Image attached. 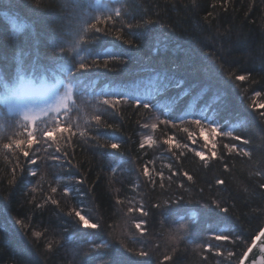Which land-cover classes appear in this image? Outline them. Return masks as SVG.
<instances>
[{
  "label": "trees",
  "instance_id": "obj_1",
  "mask_svg": "<svg viewBox=\"0 0 264 264\" xmlns=\"http://www.w3.org/2000/svg\"><path fill=\"white\" fill-rule=\"evenodd\" d=\"M81 2L85 8H96L113 0H0V93L19 80L59 78L69 82L67 70L79 56L87 57L89 52L119 54L124 50L129 60L121 70L99 68L81 77L84 87L77 89L74 99L83 105V111L70 113L74 120L79 116L81 128L89 127L93 135L118 138L116 142L121 148H97L77 134L73 137L74 146H69L67 141L59 142L61 160L57 162L50 158L57 145L49 147L41 142L33 146L40 157L38 175L35 178L28 175L32 166L26 165L25 173L18 172V182L11 187L8 179L13 158L10 153L0 151V264H131L145 259L151 264H169L163 257L173 255V245L168 243L165 233L178 228L181 222L187 227L180 230L183 240L173 255L172 264H238L251 238L264 225V190L258 187L264 183V176L257 175L264 170V121L250 107L249 99L253 91L264 93V71H261L264 0H195V3L193 0H122L127 9L125 23L152 17L173 25L174 31L154 23L147 30H132L140 34L136 48L101 33L98 41L81 45L77 52L57 53L55 46L67 39L66 34L70 32L72 6ZM209 13L210 22H206L204 18ZM121 26L119 21L115 25ZM210 53L222 57L226 67L235 69L238 75L251 73L259 83H234L216 70ZM205 67L214 70L211 78L204 73ZM179 79L184 84L177 88L174 85ZM244 87L249 89L247 96L242 95ZM102 91L153 94L158 103L172 107L173 116L205 110L220 124L222 131H231L233 136L240 135L250 143L243 145L231 137L210 135L207 128L209 142L205 143L200 129L187 123L175 128L164 124H158L155 130L144 128V124L155 122V114L128 106L122 107V115H113L115 110H112L104 116L107 123L119 125L118 130L85 125V113L102 112L106 107L88 99L99 96ZM255 99L264 103V96ZM165 118L161 115V120ZM61 119L66 118L61 115ZM185 127L188 132L183 130ZM12 132L7 123L0 122V136L7 138ZM149 135L155 143L149 146L145 142L141 149L140 143ZM169 137L171 146L165 143ZM231 143H236L238 148L246 147L252 156H242L239 151L227 152L223 145ZM177 144L180 146L176 147ZM65 150L70 153L67 160L62 155ZM213 150L216 157H211ZM196 151L211 157L207 165L195 156ZM25 159L21 156L20 162ZM77 162L80 168L71 166ZM169 164L172 168H168ZM145 166L157 181L155 188L141 174ZM185 171L194 177L195 183L183 176ZM156 173H162L166 184L169 176L173 181L184 182L191 196L186 194L180 205L151 207L169 194L161 192L158 187L161 176ZM70 176H83L87 183L77 184ZM217 179L225 183L218 185ZM50 185L57 187L56 193H51ZM67 185L77 189L71 197L63 194V187ZM33 186L35 192L31 191ZM172 188L175 191L176 183H172ZM48 196L60 201L64 212L50 203L43 209L35 208V204L44 203ZM209 196L226 201L230 213H220L209 203ZM141 202L149 212L147 217L140 212L128 213L129 207L137 208ZM73 207L92 222L102 219L104 229L77 225L66 214ZM17 219H23L29 228H21L15 223ZM132 219L145 221L142 230L135 228ZM32 231L46 232V235L37 240L32 237ZM216 236H228V239L217 240ZM236 236L243 242L235 240ZM53 237L60 243L49 253L44 244ZM119 241L128 247L152 249L154 255L136 256ZM93 244L106 247L91 249ZM157 244L159 247H154ZM194 244L213 247L194 251Z\"/></svg>",
  "mask_w": 264,
  "mask_h": 264
},
{
  "label": "snow or ice",
  "instance_id": "obj_2",
  "mask_svg": "<svg viewBox=\"0 0 264 264\" xmlns=\"http://www.w3.org/2000/svg\"><path fill=\"white\" fill-rule=\"evenodd\" d=\"M195 3V0H193ZM74 14L69 20L70 32L67 33V39L62 40L60 44L55 46V51L60 54L66 52H77L83 44H93L100 39L101 33L105 36L112 35L117 40L122 41L123 44L130 47L136 48L139 47L137 41L140 38L138 32L132 31L133 29L138 30H147L154 23H161L158 19H153L152 17L141 18L135 22H124V16L127 12L126 6L122 3V0H113V3H105L96 8H85L84 4L77 3L73 6ZM211 16V13L204 18L206 22H210L208 17ZM120 22L121 27H115L117 22ZM161 27L169 31H174V26L167 23H161ZM128 30V34H125V30ZM212 59L216 62L217 69L220 72H223L227 77L235 82H245L247 81L249 85H254L259 83L258 80L252 78L251 73L247 75L237 74L235 69H230L226 67V63L223 61L222 57H217L215 53H210ZM129 57L127 52L122 50L119 54H113L111 52L101 53L97 52L93 54L92 52L88 53V56H79V60L72 64V66L67 70L68 71V80L69 82L63 86V91L58 92L55 95V98L51 101H45L42 106H37L34 102H18L15 99L5 101L7 110H0V122H5L13 130L12 135L5 138L0 136V151H6L11 154L13 158L10 161L13 166L10 170V179H8V185L14 186L18 182L19 172L21 175L25 173V166L31 165L32 168L28 169V175L36 177L39 172L40 165L37 161L40 157L36 154L38 149H34V145H38L41 142L47 144L49 147L57 145L55 153L50 157L51 160L59 162L61 160V148L59 147L60 141H67L69 146H74L73 137L77 136L85 138V142H92L95 147L101 149H116L121 148V144L116 142L118 138L114 136H101L99 134L93 135L89 127L81 128L79 123V116L74 120L70 115L74 110L77 113L83 111V105L77 104L74 96L77 89L84 87L81 77L85 75L86 72L94 69L103 68L108 71H119L121 68L128 63ZM204 73L211 78L213 69L210 67H205L203 69ZM261 71H264L262 67ZM73 72L75 74H73ZM167 78V77H165ZM171 79H175L172 77ZM184 84L183 79L176 80L175 87L180 88ZM237 87H240L239 84H236ZM248 88H242V95L247 96ZM207 91V88L204 89ZM264 96V93L261 91H253L252 96L249 97L251 100L250 107L258 111V116L261 121H264V103H258L255 98ZM90 101H95L101 103L104 107L103 111H96L91 114L85 113L84 124L94 128L106 127V128H116L119 129V125L109 124L105 120L104 116L112 112L113 115H122V107L128 106L136 109L147 110L155 114V122L151 124H144V128H151L155 130L158 127V124L171 125L173 128L178 125L190 124L195 125L200 129L201 134L205 132L207 128L209 134L222 135L231 137L234 141H242L243 145H248L250 141L244 139L240 135L233 136L231 131L224 132L221 130L220 124L212 117L206 114L205 110L201 112L195 111H185L179 116H173V109L170 105H162L156 101L155 95L147 94L144 96L134 94L131 91H109L101 92L99 96L88 97ZM63 115L66 119H61ZM161 115L166 117L161 120ZM95 122L94 125L91 122ZM185 132H188V128L183 129ZM37 137L40 139L38 140ZM191 138V137H190ZM205 143L209 142V136H204ZM145 142L149 146L155 143L151 135L144 137V141L140 143L139 147L143 149L145 147ZM165 143L172 145V138L169 137ZM180 145L177 144L176 147ZM187 147V145H185ZM212 148L215 149V143L212 144ZM223 148L229 152L233 153L239 151L242 156L251 157L252 152H250L246 147H237L236 143L224 144ZM63 159L67 160L70 153L65 150L63 151ZM71 155L74 156V153ZM21 156L26 158L23 163L20 162ZM195 156L199 157L205 165L208 164V160L211 157H216V151L211 152V157L206 158L205 153L202 151H196ZM72 167L80 168V164L77 162ZM227 169L228 165H224ZM33 168L35 170H33ZM168 168H172V165L169 164ZM141 174L144 177L148 178V183H150L154 188L157 186V181L150 176L148 167H143L141 169ZM157 176H161V180L158 184L161 192L164 193L167 191L169 193L165 198L158 199L151 204L153 208H161L164 205L176 204L180 205L186 198L191 196L190 189L185 186V183L182 181H173L172 176L168 177V183L166 184L163 180L162 173H156ZM257 175L264 176V170L258 172ZM183 176L187 177L188 181H194V177L189 175L188 172H184ZM40 179L43 180L44 176L41 173ZM70 180H74L77 184L87 183L85 177H74L70 176ZM99 179V177H97ZM40 183V180L37 181V184ZM172 183H176V189L173 191ZM218 185H223L224 180L217 179L215 181ZM259 189L264 190V183L258 185ZM57 187L50 185L51 193L57 192ZM31 191L35 192L36 187L33 186ZM63 194L66 197H71V195L77 191V189L72 185H67L63 187ZM203 192V189H201ZM7 197H5L6 199ZM209 203L214 204L216 209H219L220 213L228 214L230 213V207L225 206L226 201L221 198H214L209 196ZM119 202V198H117ZM56 206L60 212H64V209L60 207V201L53 199L51 196H48L44 203L35 204V208L43 209L47 204ZM128 213L140 212L143 217L149 215L148 211L144 210V204L141 202L140 206L137 208L129 207L127 209ZM68 216L72 217L77 225H82L86 229H104V224L102 219H97V222H92V220L86 218L85 215L81 214V211L78 208H70L67 213ZM15 223L21 228L27 230L29 225L25 223L23 219L15 220ZM131 223L134 224L136 229L142 230V225L145 223L144 220L136 222L135 219L131 220ZM187 225L183 222L180 223L178 228L167 230L165 233L166 239L169 244L173 245L172 253L176 254L177 249L183 236L180 234L181 229H185ZM46 232L41 231H32V237L40 240L44 238ZM217 240H227L228 236H216ZM235 240L242 241V238L239 236L235 237ZM259 242V243H257ZM60 240L55 237L47 239L44 244V249L51 253L54 250L56 245H59ZM123 244L126 250L129 253H133L136 256L142 258H148L154 255L152 249H146L141 246L138 249L134 247H128L123 241H119ZM251 244L260 249L261 252H264V228L259 230V233L251 238ZM106 247L104 244H93L90 246L91 249H101ZM154 247H159V245H154ZM207 247L209 250L212 249L211 244H194V251H201L203 248ZM218 251V249H217ZM252 249L248 248L246 252L242 255L247 256L248 252H251ZM173 255H165L163 257L164 261L172 264ZM229 257L232 256V253H228ZM131 264H151V261L148 259L141 261H133ZM242 264V261L240 262ZM264 264V262H262Z\"/></svg>",
  "mask_w": 264,
  "mask_h": 264
},
{
  "label": "rangeland",
  "instance_id": "obj_3",
  "mask_svg": "<svg viewBox=\"0 0 264 264\" xmlns=\"http://www.w3.org/2000/svg\"><path fill=\"white\" fill-rule=\"evenodd\" d=\"M68 83L59 78H40L19 80L10 84L0 93V110H7L5 101L15 99L18 102H34L42 106L45 101L51 102L63 86ZM206 131L203 136H206Z\"/></svg>",
  "mask_w": 264,
  "mask_h": 264
},
{
  "label": "water",
  "instance_id": "obj_4",
  "mask_svg": "<svg viewBox=\"0 0 264 264\" xmlns=\"http://www.w3.org/2000/svg\"><path fill=\"white\" fill-rule=\"evenodd\" d=\"M262 228H264V225L262 226ZM248 248H251L252 251L248 252L247 256L242 255L238 264H240L241 261H242V264H262V262H264V252H261L258 247L253 246L251 243L247 247V249ZM247 249L245 250V252L247 251Z\"/></svg>",
  "mask_w": 264,
  "mask_h": 264
}]
</instances>
